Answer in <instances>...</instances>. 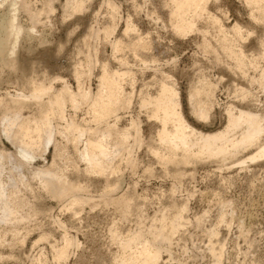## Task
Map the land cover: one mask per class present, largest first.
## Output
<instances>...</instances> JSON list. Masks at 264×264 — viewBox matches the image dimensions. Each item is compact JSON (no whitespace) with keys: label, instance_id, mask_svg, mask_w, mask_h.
Here are the masks:
<instances>
[{"label":"rangeland","instance_id":"rangeland-1","mask_svg":"<svg viewBox=\"0 0 264 264\" xmlns=\"http://www.w3.org/2000/svg\"><path fill=\"white\" fill-rule=\"evenodd\" d=\"M9 1L0 0V19L8 18ZM67 1L16 0V21L23 33L11 57L16 61L15 69L0 63V97L26 91L28 77L42 80L44 71L47 76L43 81L47 86L51 84L53 91L61 90L65 83L69 90L77 92L78 71L82 74V89L94 94L102 70L127 72L123 94L130 102L128 109L119 111L116 125L130 129V121L136 120L141 143L130 148L131 158L126 159L122 153L113 161L116 173L98 176L85 173V165L75 157L72 143L60 134L55 135L66 158L57 159L55 167L64 172L69 182L85 188L77 196L86 197L88 203L76 205L75 209L70 195L69 202L68 197L55 200L31 177L30 170L51 164L52 146L47 152L39 149L32 165L21 170L23 183L19 184V171L13 170V164H5L0 180L7 184L6 192H10V180L17 178V196L22 202L18 214L28 218L16 225V232L9 231V225L0 224L4 228H0V264H34L38 260L45 264H115L122 256L120 240L139 230L144 232L155 218L161 214L171 216L174 207L183 205L185 225L172 236L169 245H161L164 248L159 264H213L209 250L212 242L207 237L210 229L217 230V238L224 243L220 264H264V159L238 164L255 153L251 149L227 158L224 163L219 159H201L186 166L174 161L165 164L154 154L155 150H162L156 135L160 124L151 118L150 107L141 106L144 97H156L161 84L167 83L176 88L187 123L202 134L212 135L225 128L229 106L264 114V81H257L264 72V41L260 40L264 35V3L257 10L245 0H209L206 13L228 29L225 38L208 24L206 14L192 19L194 29L188 35L176 34L171 24L170 0H85L78 12L72 11ZM108 3L114 6L112 11ZM235 24L240 28L238 33L230 30ZM108 26L114 32L106 36L103 29ZM128 26L133 31L125 34ZM220 36L243 52V71L237 69V60L221 51ZM138 37L146 41L145 50L130 49L133 38ZM115 41L121 44L118 52L112 48ZM250 64L257 65L256 70ZM204 84L213 85L214 104L208 118L200 120L193 113V100L189 98L192 91ZM29 102L26 101L25 108L30 109H23V116L37 113L34 104L28 106ZM86 108L82 105L75 111L67 105L66 113L76 117L84 128L96 127L86 116ZM5 126L6 121L0 117V151L14 154L2 131ZM130 140L132 145L133 138ZM117 181L115 192L103 194ZM119 195L132 199L133 206L126 217L107 200ZM65 239L74 240V245L68 247V257L57 261L53 248L63 247Z\"/></svg>","mask_w":264,"mask_h":264},{"label":"bare ground","instance_id":"bare-ground-1","mask_svg":"<svg viewBox=\"0 0 264 264\" xmlns=\"http://www.w3.org/2000/svg\"><path fill=\"white\" fill-rule=\"evenodd\" d=\"M208 1L209 0L169 1L171 2L170 5L173 6V9L171 8L172 12L170 11V17L171 24L173 23V29L176 34H179L180 36L188 35L187 33L192 32L194 29L192 19L198 16H204L205 14L209 15L207 14L208 12L206 13V4ZM84 2L85 0H68L66 5L70 6L72 11L78 12L83 9ZM246 2L248 5H251L252 7L254 6L259 10L258 7L264 3V0H245V3ZM16 4V0H10L7 3V11L9 13L8 18L0 19V63L2 66H7V68L11 70H14L16 67V61L11 57L14 56L17 42L20 35L23 33L21 27L16 21ZM107 5L111 7V10L109 9L110 11L114 9L112 4L108 3ZM256 8L253 9L255 10ZM251 17H253V14ZM207 19L210 21L208 24L211 23V25L217 29V33H220L221 35L223 34L225 37L224 34L227 33L228 29L226 30L224 28L220 20L213 16L211 17L210 15L206 20ZM131 30L132 29L128 26L125 28L124 33L127 34ZM230 30L233 33H238L240 28L235 24ZM113 32L111 26L103 29V33L106 36L113 34ZM97 33L98 32H96L95 35ZM216 35L219 36L218 34ZM223 36H220V38H223L221 40L223 41V49H221V51L224 52V55L232 57H229L230 59L234 58L237 60L238 63L236 64L239 66L237 69L243 71L244 68H241V65L244 64L242 61L243 52L235 49L232 46L233 44L226 41L225 38L227 36L225 38ZM145 45H147V43L142 38H133V41L130 44V49L142 51V49L147 47H145ZM120 46L121 44L115 41L112 44L113 51L120 50ZM202 46L204 47L206 45ZM136 52L137 51H134V53ZM31 66H29L30 68H27L32 69ZM237 66L235 65V67ZM252 66H256L257 68V65ZM253 69H255V67ZM32 70H29L30 74L32 73ZM102 71L103 73L101 72L102 74L98 77V89L95 94L89 90L85 91L82 89L80 82L82 74L78 71L76 72L78 82L77 92L69 90V88L65 86V83L61 90L53 91L54 88H52L51 84L47 86L44 83L46 80L45 77L47 76L44 71L41 74V77L45 79L44 81L43 79L37 80L28 77V80H26L24 84L26 91L13 96L4 95L0 97L1 121H6V126L2 128V131L6 141L10 143L15 151L14 154L7 153L4 150L0 151V177L5 164H13V170L16 168L19 171V173H17L19 184L23 183L24 177L22 176L21 170L27 165H32L38 156L39 149H42L40 152H47L50 146H52L53 155L51 164L47 167H37L34 168L33 171L30 170L31 177L34 178L33 180L39 182L43 191L52 194V198L55 200L65 199L70 195V202H72L74 206H79L87 200L84 199L86 197L82 196L83 198H81L79 195L77 196V194L85 188L79 184L69 182L66 179L64 172L55 167L57 165V159H59L58 161L66 159L65 149H59L60 146L55 140V135L60 134L64 137L67 143H72L76 155L75 157L85 165V173L97 174L98 176L107 173L114 174L116 173V170L112 167V163L117 157H119V155L121 156L122 153H125L126 159L131 158L130 148L141 143L139 124L136 120H131L129 125L130 129H119L116 125L120 116L119 111L128 109V104L130 102V98H124L123 94L124 77L127 76L128 73L117 70L109 71L106 70V68ZM252 78L255 79V77ZM263 79L264 72L260 74L257 81L263 83ZM253 82L255 83V81ZM158 91L156 97H144L141 106L150 107L152 111L151 118H154V120L158 121L160 124V128L156 135L162 150H155V153L152 151L159 161L161 160L165 164H173L176 162L179 165L183 164V166L198 160L201 161V159H219V161L221 160L224 163L227 158L235 157L239 153L251 149H255V153L238 164L244 165L247 162L252 163L264 159V139H262V136L264 135V114L252 112L248 107V110H246L229 106L226 111L227 121L225 128L212 135L202 134L191 128L183 117L180 109L178 92L172 84L162 83ZM241 91H244V89H241ZM214 93V87L212 84H204L200 89L196 88L192 91L191 98H189L190 101L193 100V108L191 109L200 120H206L208 118V112L213 108L214 104ZM28 100L31 101L29 104L32 103L36 107L34 108L37 112L36 115L34 110V112L32 111L34 114L27 113L28 115L23 116L22 111L23 109H27L25 107L27 106L26 101ZM67 105L75 111L82 105H85L87 107L85 111L86 116H90V122L96 127H82V125L78 123L80 121L77 122L75 119L76 117L66 113ZM28 106L31 107L32 105L30 104ZM82 122L86 124V121ZM61 124L63 126H61ZM131 131L134 132L133 136H131ZM131 138H133L132 145L130 144ZM39 156L42 157V155ZM5 159L6 161H4ZM11 161H13V163H11ZM11 179L12 180L10 181L13 182L9 183V185L13 187V190L10 192H6L5 187L7 184H4L0 180V224L9 225V231L16 232V225L28 218V216L18 214V207L22 202L21 200H18L17 196V193L19 192L15 186L17 178L15 179V177H12ZM117 188L118 181L112 186H108L103 194H111L112 192H115ZM68 199L69 197L67 198V201ZM109 199L110 197L107 198V200L112 203L118 211H120L123 217H126V215L128 216L129 211L133 206L132 199H127L123 196H120L117 199ZM107 200L106 202H108ZM77 206L74 207V209L77 208ZM174 208L175 212H173L171 216L161 214L158 218H155L153 223L147 227L144 232L139 230L134 232V234L132 233L133 235L126 239L124 238V240H120L118 243L122 250V256L119 260L114 261L115 264H159L161 261V251L164 248V246L161 245L164 243H168L169 245L172 241V236L175 233L177 234V232L185 225L184 212L186 206L183 205L180 208ZM223 216L218 218L221 220ZM196 225H198V223ZM2 229L4 230V228ZM216 231L210 229L208 231L209 236H206L208 238L210 237L208 240H210L209 242H212L209 243V250L213 258V264H220L224 243L217 238L218 233ZM12 234L15 235V233ZM46 238V236H42V239L45 240ZM0 242H2V237H0ZM72 245H74V240L65 239V245H63V247H60V249L56 248V250L53 248L55 251L53 258L60 261L68 257L66 252L68 247ZM45 263L39 262L38 260L34 264Z\"/></svg>","mask_w":264,"mask_h":264},{"label":"snow or ice","instance_id":"snow-or-ice-1","mask_svg":"<svg viewBox=\"0 0 264 264\" xmlns=\"http://www.w3.org/2000/svg\"><path fill=\"white\" fill-rule=\"evenodd\" d=\"M260 40L264 41V35H261Z\"/></svg>","mask_w":264,"mask_h":264}]
</instances>
